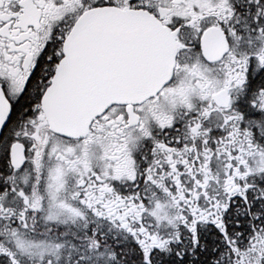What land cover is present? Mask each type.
I'll return each instance as SVG.
<instances>
[{"label":"snow or ice","instance_id":"1","mask_svg":"<svg viewBox=\"0 0 264 264\" xmlns=\"http://www.w3.org/2000/svg\"><path fill=\"white\" fill-rule=\"evenodd\" d=\"M0 264H264V0H0Z\"/></svg>","mask_w":264,"mask_h":264}]
</instances>
